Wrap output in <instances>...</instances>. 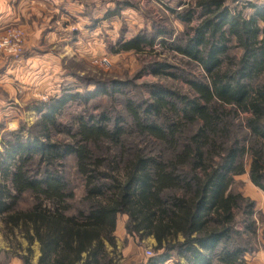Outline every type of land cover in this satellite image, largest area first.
<instances>
[{
    "label": "trees",
    "instance_id": "16d2710c",
    "mask_svg": "<svg viewBox=\"0 0 264 264\" xmlns=\"http://www.w3.org/2000/svg\"><path fill=\"white\" fill-rule=\"evenodd\" d=\"M234 1L172 10L187 26L172 51L199 70L183 77L189 96L150 86V103L124 102L127 120L79 117L73 131L57 116L86 98L66 95L31 128L2 137L0 219L7 238L27 242L23 264L34 241L36 264H116L120 215L128 236L155 241L144 264H247L254 207L231 186L249 158L250 181L264 193V1ZM150 44L138 36L120 49ZM69 157L80 195L65 176Z\"/></svg>",
    "mask_w": 264,
    "mask_h": 264
},
{
    "label": "rangeland",
    "instance_id": "374dc122",
    "mask_svg": "<svg viewBox=\"0 0 264 264\" xmlns=\"http://www.w3.org/2000/svg\"><path fill=\"white\" fill-rule=\"evenodd\" d=\"M118 1L120 2L101 0L97 8L93 7L95 9L85 7L87 16L91 15L90 9L96 10L94 13L97 14L96 19H88L83 34L77 32L76 35L64 38L58 35L42 39L29 48V51H34L29 54L34 61H49L46 68L37 69L33 76V71L28 69H0V141L6 133L34 126L44 107L66 95L77 94L86 98V101L79 98L70 100L57 116L61 126H68L63 130L73 131L75 119L79 117L90 120L105 113L111 114L112 122L119 117L127 120L124 102L131 100L144 104L146 100L150 103V86H159L189 96L188 85L183 77L186 75L190 79L199 70L172 51L173 44L178 41L177 37L187 29L186 25L177 20L172 10L177 12L192 9L196 0ZM262 1L264 0H236L230 7L240 9L247 2ZM196 23L194 20L191 25ZM70 27L69 32H75V27ZM86 28L95 30L86 31ZM138 36L149 38L151 44L141 46V51H121L120 47L125 42ZM232 53L238 55L239 51L235 49ZM27 54L23 31L19 55L10 57L1 54L0 68L4 67L3 63L25 60ZM23 134L26 135V132ZM54 138L69 142L66 134H59ZM243 168L244 173L234 177L231 190L251 202L254 207L257 241L246 260L247 264H264V193L250 181L249 158L244 161ZM65 176L76 188V194L80 195V182L72 157L66 161ZM28 203L27 199L25 205ZM125 221L126 216H118L114 233L115 263L144 264L154 256L152 242L138 241L127 236ZM26 247L27 242L21 236H17L16 240L12 236L7 238L0 219V264H23L20 256L25 255ZM146 251H150L151 255ZM37 255L38 247L33 242L30 246L29 264H36Z\"/></svg>",
    "mask_w": 264,
    "mask_h": 264
},
{
    "label": "crops",
    "instance_id": "0c3cea01",
    "mask_svg": "<svg viewBox=\"0 0 264 264\" xmlns=\"http://www.w3.org/2000/svg\"><path fill=\"white\" fill-rule=\"evenodd\" d=\"M100 3L101 0H0V36L10 26L20 27L24 31V46L28 53L25 55V60L3 63L4 67L0 69L6 68L7 71L9 69L12 71L28 69L33 71L31 74L33 76L37 69L46 68L49 61H34L33 56H29L34 51H29V48L42 39H51L58 35L60 38H64L71 34L76 35L77 32L83 34L88 19H96L97 13H94L96 10L92 9L97 8ZM85 7L92 8L90 17L85 14ZM70 26L75 27V32H69ZM94 30L92 28L86 31ZM147 240L152 242V247L155 245L152 237L143 241ZM34 243L38 247L37 257H39V245L36 241ZM107 250L111 251V248L107 246ZM169 261L172 262V260Z\"/></svg>",
    "mask_w": 264,
    "mask_h": 264
},
{
    "label": "built area",
    "instance_id": "2783aa9c",
    "mask_svg": "<svg viewBox=\"0 0 264 264\" xmlns=\"http://www.w3.org/2000/svg\"><path fill=\"white\" fill-rule=\"evenodd\" d=\"M118 1V0H114ZM23 39V31L17 27L8 28L4 34L0 36V55L15 57L21 50V42ZM151 255L150 251H146Z\"/></svg>",
    "mask_w": 264,
    "mask_h": 264
}]
</instances>
